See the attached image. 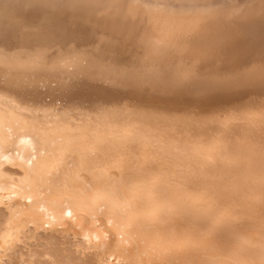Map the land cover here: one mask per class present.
<instances>
[{
	"label": "bare ground",
	"instance_id": "6f19581e",
	"mask_svg": "<svg viewBox=\"0 0 264 264\" xmlns=\"http://www.w3.org/2000/svg\"><path fill=\"white\" fill-rule=\"evenodd\" d=\"M0 87L10 227L122 264H264V0H0Z\"/></svg>",
	"mask_w": 264,
	"mask_h": 264
},
{
	"label": "rangeland",
	"instance_id": "374dc122",
	"mask_svg": "<svg viewBox=\"0 0 264 264\" xmlns=\"http://www.w3.org/2000/svg\"><path fill=\"white\" fill-rule=\"evenodd\" d=\"M0 89L2 88L0 87ZM78 123L82 124V121ZM96 149L99 152L100 149L98 148H89L92 154H100L95 152ZM121 152V167L128 176L125 175L132 179H143L147 169L146 160L142 157V154H144L142 152L144 151L141 148H133L131 153L124 152L123 150ZM99 156L104 155L100 154ZM96 158H98V155ZM105 158L101 160V157H99L100 160L96 159V163L99 161L97 163L98 165L99 163L102 165L105 164L106 161L103 163V159L106 160ZM4 164L11 168L9 173L12 178H15L13 182L19 183L23 177L19 176V171L17 170L24 172L26 168L18 164L11 165V162H4ZM175 169L177 168L169 169L168 181L176 180L179 177V172ZM3 175L6 174L3 173ZM0 181H2L0 183V188H2L5 179L1 178ZM205 192L206 188L203 192H198L191 198L196 202L201 197V194ZM12 196L13 193L10 191H5L4 195L3 190H0V235L3 237L1 238L0 236V264H122L121 261H116L110 256L102 240L94 239L90 240L91 242L89 240L83 241L86 238L85 235H76L68 230H62L61 226L55 228L45 225L34 227L33 224H24V227L22 226L20 230L10 227L11 220L10 222L4 221L5 213H2V209L7 213V210L9 208L11 209L12 203L13 205L16 203L10 199Z\"/></svg>",
	"mask_w": 264,
	"mask_h": 264
}]
</instances>
